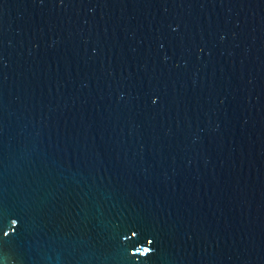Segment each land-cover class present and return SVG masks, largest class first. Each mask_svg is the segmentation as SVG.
Segmentation results:
<instances>
[{"label": "water", "instance_id": "1", "mask_svg": "<svg viewBox=\"0 0 264 264\" xmlns=\"http://www.w3.org/2000/svg\"><path fill=\"white\" fill-rule=\"evenodd\" d=\"M0 264H264V0H0Z\"/></svg>", "mask_w": 264, "mask_h": 264}]
</instances>
